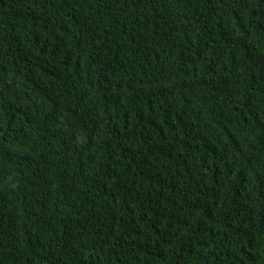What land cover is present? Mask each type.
Returning <instances> with one entry per match:
<instances>
[{"label": "trees", "instance_id": "16d2710c", "mask_svg": "<svg viewBox=\"0 0 264 264\" xmlns=\"http://www.w3.org/2000/svg\"><path fill=\"white\" fill-rule=\"evenodd\" d=\"M0 264H264V0H0Z\"/></svg>", "mask_w": 264, "mask_h": 264}]
</instances>
